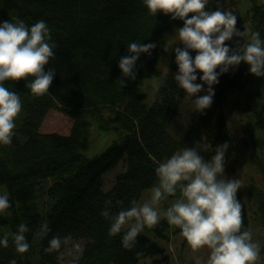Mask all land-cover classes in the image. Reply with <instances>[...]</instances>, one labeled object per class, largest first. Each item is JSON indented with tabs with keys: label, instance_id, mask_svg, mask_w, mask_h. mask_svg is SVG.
Instances as JSON below:
<instances>
[{
	"label": "trees",
	"instance_id": "16d2710c",
	"mask_svg": "<svg viewBox=\"0 0 264 264\" xmlns=\"http://www.w3.org/2000/svg\"><path fill=\"white\" fill-rule=\"evenodd\" d=\"M236 16L239 30L251 28L264 39V0L253 1L244 16ZM18 19L28 26L46 21L56 44L55 58L46 70L54 69L56 74L49 93L42 97L26 88L28 80L4 82L20 96L23 108L15 121L12 144L0 145V185L5 184L2 194H8L11 204L0 214V239L17 232L23 223L29 228L25 235L30 247L24 254L17 253L9 235L8 247L0 245V264L12 259L17 264H63L60 254L65 243L58 252L44 251L55 236L82 243L81 254L67 264H138L144 257L163 254L150 234L168 238L166 219L154 228L145 227L129 250L122 244L126 229L109 235L111 221L101 215L105 202L111 201V215L131 207L133 200L142 203L157 182L158 164L184 147H197L208 160L217 146L230 145L232 119L225 107L232 94L231 109L240 111L244 131L255 146L260 145L253 139L261 140L264 134V77L252 75L244 62L220 75L211 107L202 113L194 107L184 134L175 138L167 127L186 97L174 80L178 72L174 48L183 46H172L167 72L160 73L158 60L167 55L166 33L173 26L183 27V21L163 13L149 15L143 0H0V22ZM235 40L226 43L234 47ZM132 42L155 43L156 48L151 55L141 54L136 79L125 78L123 86L119 61L130 55L127 47ZM247 42L245 38L243 43ZM190 55L194 58L196 53L190 50ZM154 75L156 88L147 101L142 84ZM240 98L243 103L237 106ZM51 108L72 118L67 134L40 131ZM111 135L100 152H87L94 140ZM201 145L209 147L201 150ZM114 167L121 170L107 185L106 173ZM259 187L255 182L247 186L248 208L252 220L264 227V188ZM174 199L162 201L161 210ZM241 204L244 230H249ZM260 253L264 257V245ZM163 259L167 261V255Z\"/></svg>",
	"mask_w": 264,
	"mask_h": 264
},
{
	"label": "clouds",
	"instance_id": "9594fccd",
	"mask_svg": "<svg viewBox=\"0 0 264 264\" xmlns=\"http://www.w3.org/2000/svg\"><path fill=\"white\" fill-rule=\"evenodd\" d=\"M149 15H170L172 20L183 21V27L175 30L174 39L183 47H175V62L178 72L174 80L191 99L196 112H203L213 104V85L219 76L235 70L241 62L249 65V72L264 77V39L259 31L237 28V16L225 10L216 0V10H206L210 0H143ZM191 14V15H190ZM230 47L226 42L233 41ZM247 38L248 42L243 43ZM56 44L50 29L43 19L28 26L22 19L16 22H0V145L10 146L23 105L20 96L4 86L5 81L28 80L26 88L36 97L49 93L55 76L48 68L55 58ZM155 43L132 42L127 50L130 55L120 58L119 68L124 79H136V62L141 54L151 55ZM190 50L196 53L193 58ZM197 73L201 83H196ZM31 78V79H29ZM164 81H161L163 84ZM207 85V89H204ZM205 91L204 95H197ZM196 97L193 99V97ZM209 145H201L206 150ZM229 145L224 143L215 148V155L205 160L197 147H184L170 158L160 162L155 169L157 182L151 188L150 198L111 215V201L101 215L111 221L109 235L123 233L122 244L131 250L137 237L145 227H156L162 218L170 226L180 229L192 253L206 252L194 256L195 264H257L261 246L252 239L251 230H244L242 204L237 198L241 181L225 176V155ZM177 192L180 193L177 197ZM176 197L166 209L161 210L162 201ZM118 201L117 204H122ZM11 207L7 193L0 195V214ZM29 228L21 223L15 233H5L0 245L8 247L9 235L15 251L24 254L29 250L26 233ZM49 229L45 226L44 234ZM68 238L55 236L44 249L51 253L59 251ZM79 247V245H76ZM9 264H17L15 259Z\"/></svg>",
	"mask_w": 264,
	"mask_h": 264
},
{
	"label": "rangeland",
	"instance_id": "374dc122",
	"mask_svg": "<svg viewBox=\"0 0 264 264\" xmlns=\"http://www.w3.org/2000/svg\"><path fill=\"white\" fill-rule=\"evenodd\" d=\"M260 2V0H220V5L223 9L231 11L232 13L244 16L247 9L250 8L251 3ZM206 10H216V0H210L209 5L206 7ZM246 20V19H245ZM177 27L173 26L164 37V48L167 51V55L158 60V66L160 73L167 72L170 63V54L171 49L174 44H178V41L174 39L175 30ZM202 73H197L198 79L196 83H201L199 76ZM157 84V76L154 75L144 81L142 84L143 91L146 92V100L150 101L153 97L154 90ZM207 85H204V89H207ZM214 89V85H213ZM205 91H201L197 95H204ZM235 95H230L229 101L227 102L226 111H228L229 116L231 115V125L230 130L232 132V142L229 145L226 155H225V176L227 178H236L241 181V188L237 192L238 200L244 204L246 212L248 215V228L252 232V239L254 242H257L260 246L264 245V228L262 225L256 223L252 220V212L249 207V196L247 193V186L251 183H254L261 188H264V147H261V143L264 145V134L260 139H253L255 142H259L260 145H256V148L253 149L252 139H250L247 131H244L243 121L244 116L237 109H231L232 99ZM196 97L194 96L193 99ZM241 103L237 106L242 105L243 99H239ZM194 104L191 99L184 98L179 106V113L171 120L167 129L169 133L175 137L180 138L187 126H188V115L190 111L194 108ZM72 125V118L59 111L56 108H51L46 113L43 118L42 124L40 126V131L42 132H59L67 134ZM249 136V137H248ZM113 136L111 135L107 140L105 137H99V139L94 140L91 143L90 149H87L89 154H96L100 152L109 142L112 140ZM262 141V142H261ZM255 154H251V153ZM215 155L214 153L209 157ZM208 159V160H209ZM122 168V166H120ZM120 167H114L112 170L106 173L105 182L107 185H110L113 176L121 170ZM259 187V188H260ZM6 190L5 184L0 185V195ZM151 195V194H150ZM150 195L147 199L150 198ZM146 199V200H147ZM175 226H169L168 238L165 237H156L150 234V237L161 247L163 248V254H157L152 256H147L142 258L138 264H195L194 256H204L206 258L207 253H192L190 247L187 244V241L181 236L180 230L174 231ZM149 233V232H148ZM183 243V244H182ZM185 243V244H184ZM79 245V247H76ZM82 251L81 241H76L74 243L67 242L64 246V249L61 253V260L63 264H67L72 257L79 255ZM164 255H167V261L163 259ZM191 257V258H190ZM259 264H264L263 254L260 253V260L257 261Z\"/></svg>",
	"mask_w": 264,
	"mask_h": 264
},
{
	"label": "bare ground",
	"instance_id": "6f19581e",
	"mask_svg": "<svg viewBox=\"0 0 264 264\" xmlns=\"http://www.w3.org/2000/svg\"><path fill=\"white\" fill-rule=\"evenodd\" d=\"M251 146H252L253 149L256 148L255 144H253V143L251 144ZM251 154H255V153L253 152V153H251ZM260 225H261V224H260ZM262 227H263V226H262ZM263 228H264V227H263ZM67 242L72 243V242H70V241H67ZM67 242H66V243H67ZM66 243H65V244H66ZM64 246H65V245H64ZM63 249H64V248H63ZM62 251H63V250H62ZM61 253H62V252H61ZM80 254H81V253H80ZM80 254H79V255H80ZM79 255H76V256H74V257H77V256H79ZM74 257H72V258H74ZM60 258H61V254H60ZM72 258H71V259H72ZM62 263H63V262H62ZM257 264H259V263H257Z\"/></svg>",
	"mask_w": 264,
	"mask_h": 264
}]
</instances>
